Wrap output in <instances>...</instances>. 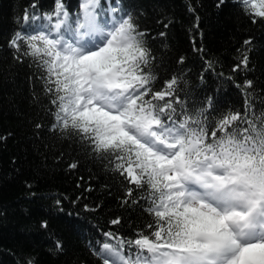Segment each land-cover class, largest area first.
Listing matches in <instances>:
<instances>
[{
	"label": "snow or ice",
	"instance_id": "1",
	"mask_svg": "<svg viewBox=\"0 0 264 264\" xmlns=\"http://www.w3.org/2000/svg\"><path fill=\"white\" fill-rule=\"evenodd\" d=\"M241 2L264 20V0ZM79 8L72 15L56 0L51 13L25 12L28 28L9 43L43 71L49 131L111 163L129 185L124 204L145 202L151 219L134 238L103 233L99 264H264V117L227 112L210 126L211 100L190 115L176 77L153 90L145 34L116 0ZM134 188L144 194L132 198Z\"/></svg>",
	"mask_w": 264,
	"mask_h": 264
},
{
	"label": "trees",
	"instance_id": "2",
	"mask_svg": "<svg viewBox=\"0 0 264 264\" xmlns=\"http://www.w3.org/2000/svg\"><path fill=\"white\" fill-rule=\"evenodd\" d=\"M116 2L118 15H130L145 34L154 57L153 90L176 77L190 115L211 100L210 126L227 112L264 117V20L254 23L241 0ZM64 3L75 15L82 0ZM55 4L0 0V264H99L94 251L105 231L132 239L151 219L143 200L123 203L129 185L111 163L49 131L52 106L43 71L29 57L18 61L10 47L15 33L28 28L25 12L42 16ZM243 55L248 67L237 68ZM142 194L134 188L132 198ZM116 218L120 224L112 225Z\"/></svg>",
	"mask_w": 264,
	"mask_h": 264
}]
</instances>
